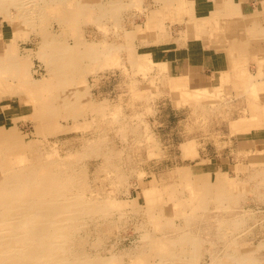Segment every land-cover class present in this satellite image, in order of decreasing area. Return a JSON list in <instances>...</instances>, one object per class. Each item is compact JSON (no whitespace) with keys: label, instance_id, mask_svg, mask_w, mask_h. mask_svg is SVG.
Masks as SVG:
<instances>
[{"label":"rangeland","instance_id":"1","mask_svg":"<svg viewBox=\"0 0 264 264\" xmlns=\"http://www.w3.org/2000/svg\"><path fill=\"white\" fill-rule=\"evenodd\" d=\"M10 1L0 2V165L52 166L71 190L59 237L40 240L50 258L27 264H264V128L231 129L252 115L238 75L264 85V12L243 14L233 0H214L202 17L193 0ZM219 17L236 65L228 83L189 103L199 81L172 87L177 67L161 62ZM27 56L16 76L6 72ZM184 169L195 176L177 177Z\"/></svg>","mask_w":264,"mask_h":264},{"label":"bare ground","instance_id":"2","mask_svg":"<svg viewBox=\"0 0 264 264\" xmlns=\"http://www.w3.org/2000/svg\"><path fill=\"white\" fill-rule=\"evenodd\" d=\"M6 1L10 0H0L2 3ZM19 1L23 2L24 0ZM10 2H13V0ZM77 3L78 5H83L81 1L77 0ZM78 5H74V0H66L65 3V6H69V8L74 6L79 7ZM25 6L26 8H24L27 9V5ZM20 7L23 8V5ZM223 18H217L216 24H214V26H209L205 29V37H203L201 42L209 49L215 48V51H223L227 53L231 64L236 65V61L234 59V56L237 58L235 55V48L227 46V44L221 40L222 38L218 36L224 30L225 24H227L226 22L222 21ZM194 25L196 29L198 25ZM245 30L247 31V27ZM254 32L255 31L249 32L250 35L248 36L250 37L251 41L256 39L252 36V33ZM130 34L131 33H128L126 37L130 38ZM231 39L232 37H229V40ZM93 47L94 46L91 45L90 49H93ZM105 49L106 48L99 50L96 48L95 52H103ZM15 61L5 66L6 72L8 74H14V76H16L15 74L20 70L19 65H26L28 63V56L26 58L20 57L19 61L21 63L18 65ZM161 64L163 66L167 65L166 62H161ZM240 74L242 75V73ZM17 75V80L21 81L22 84H25L27 87L26 89H28L30 92H39L42 89L41 84L38 81L36 82L32 80L30 76H26L23 79L21 75ZM239 75L233 86H236V88L240 85L245 86L244 88L248 91L247 97L249 99V109L252 112V115L244 116V118H239V120L237 119L238 121L232 122L231 129L236 133H246L260 130L264 128V91L260 93L261 90L264 89V85L261 88L259 86H251V84H249V81L251 80L249 76ZM187 77L188 76L182 75L180 73L179 78L176 77V79L172 81L171 86H181L185 83ZM228 82L229 72H223L222 77L217 80V87ZM254 84L257 85L256 83ZM7 90V88H0L1 94L7 93ZM207 91V88H204V86L203 88L198 87L197 93L200 94H195L191 97H188L186 101L189 103L199 104L202 101L203 94H205ZM42 97L43 96L41 95V98ZM37 98L39 99V97ZM39 100L41 101V99ZM87 104L93 109L94 104L90 100L87 101ZM3 139H7V137L2 136L0 133V141ZM183 148L185 149V153L188 155V151L191 148L190 144L185 143ZM2 149L3 144L0 142V152ZM14 154L19 157V159L16 158L19 160V162L20 158L25 155V153H22V156H20V153L18 152H15ZM29 160L30 159H28V161ZM0 166H2L4 171L3 176L0 178V264H27L26 260L28 257L31 259H36L37 257L39 259L43 258L42 260L50 258L48 254H42L40 240L42 236H45L51 240H56L59 237L56 231L59 229V223L63 219L69 218V215L72 213L69 208L70 202L68 201V199L70 200L71 190L62 185L63 182H61V173L56 172L57 170L52 171V166L49 167L46 164H39L38 167H30L23 171L12 170L11 168H8L6 161L2 162ZM55 167L54 169H57V165ZM64 174H66V171ZM176 175H178L177 177L183 180L185 179L184 181H189L193 176H195V174H192L189 169L178 170ZM69 176L70 175L68 174L64 177L68 178ZM66 182L68 183V181ZM227 185L231 187L233 183H228ZM81 203L82 199H77L76 212H80ZM170 240L174 241L175 238L172 237ZM163 248L164 247L159 246L160 251H162ZM168 251L169 252L166 253V257L174 256V254H176L174 251ZM164 261L166 263H170V260L168 259Z\"/></svg>","mask_w":264,"mask_h":264},{"label":"crops","instance_id":"3","mask_svg":"<svg viewBox=\"0 0 264 264\" xmlns=\"http://www.w3.org/2000/svg\"><path fill=\"white\" fill-rule=\"evenodd\" d=\"M236 4H240L243 14H254L255 12H264V0H233ZM215 6L214 0H193L192 8L194 13L199 16L208 15ZM255 23L256 21H251ZM264 27V22L262 24ZM194 41L190 46L183 49L168 50L167 57L170 51H175L176 54L170 60H167V66L177 67V74L192 76L194 81H199V86L208 87L216 82L223 72H230L231 61L229 57L226 59L223 51H214L206 48L200 40ZM201 43V46L198 43ZM183 51L181 54L178 52ZM210 51V52H209ZM213 51V52H211ZM226 54V53H225ZM227 55V54H226ZM189 73V74H188ZM218 74V75H217ZM215 78V80H214ZM217 78V79H216Z\"/></svg>","mask_w":264,"mask_h":264}]
</instances>
